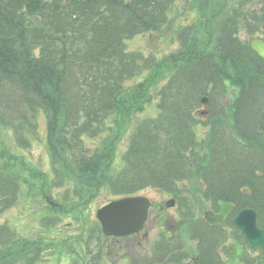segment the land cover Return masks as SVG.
Listing matches in <instances>:
<instances>
[{"label": "trees", "instance_id": "obj_1", "mask_svg": "<svg viewBox=\"0 0 264 264\" xmlns=\"http://www.w3.org/2000/svg\"><path fill=\"white\" fill-rule=\"evenodd\" d=\"M176 1L0 0V127L27 147L43 114L53 186L65 194L72 180L114 198L148 188L178 196L180 185L197 179L212 205L251 206L264 219V61L237 37V17L225 19L214 47L191 23L176 28L177 46L165 56L127 48L134 36L160 30ZM168 65L174 73L154 86ZM226 82L238 88L232 130L223 121ZM203 96L209 111L199 116ZM154 97L157 114L135 122L115 162L110 118L119 114L123 123ZM18 191V181L0 171V251H23L16 260L34 264L40 246L1 221ZM218 243L214 234L203 237L199 264H222ZM257 257L244 264L264 252Z\"/></svg>", "mask_w": 264, "mask_h": 264}, {"label": "rangeland", "instance_id": "obj_2", "mask_svg": "<svg viewBox=\"0 0 264 264\" xmlns=\"http://www.w3.org/2000/svg\"><path fill=\"white\" fill-rule=\"evenodd\" d=\"M233 15L240 22L238 37L241 40L247 42L256 36L264 38V0H177L168 22L160 30L134 36L127 40V48L165 56L177 46L174 40L176 28L191 23L195 24L200 41L214 47L223 22ZM244 18L247 22L242 26ZM249 29L257 31L251 34ZM174 71L172 65L160 69L154 75L153 85H162ZM237 93V87L225 83L221 97L226 114L223 121L231 130L232 107ZM156 100L154 97L142 111L130 115L123 123L119 114L110 118V122H114L108 140L112 142L115 138V162L119 161L120 154L127 146L135 122L157 114ZM206 108L199 109V116ZM38 122V134L30 136L27 147H20L14 141L9 128L0 127V171L14 177L19 185L15 204L4 211L1 221L14 228L21 238L35 241L40 246L37 249L42 254L34 264L196 263L192 262L193 258L199 256V240L196 237L208 238L212 235L210 230L197 227L204 211L214 208L211 201L201 196V191L198 192L202 189L199 180L180 185L181 198L153 188L144 190L140 194L154 203L144 230L132 236L106 238L98 231L95 212L114 196L105 189L74 185L72 180L68 182L71 187L68 194H65V188L54 187L43 114H39ZM208 130L209 125L202 131ZM67 173L69 177L73 175L69 170ZM169 199H175V203L167 207L164 203ZM45 216L50 220H41ZM41 221H47L45 227H42ZM223 234L225 238L220 237L218 244L221 254L226 256L230 253L229 243L234 232L228 229ZM99 252L101 261L97 259ZM18 253L22 255L24 252L17 249L0 251V261L4 258L10 264H27L25 260H16Z\"/></svg>", "mask_w": 264, "mask_h": 264}, {"label": "water", "instance_id": "obj_3", "mask_svg": "<svg viewBox=\"0 0 264 264\" xmlns=\"http://www.w3.org/2000/svg\"><path fill=\"white\" fill-rule=\"evenodd\" d=\"M250 47L257 55L264 59V41L254 38ZM205 98L202 99L205 102ZM149 201L144 196H126L110 201L98 208L96 217L101 224L103 234L107 236H125L138 232L144 226L147 218ZM220 211L213 213L207 211L205 219L211 224H224V219L233 208L232 203L219 202ZM237 230L243 234L245 241L250 246V251L257 247L264 248V229L257 226V213L252 208H243L233 218ZM233 251L224 264H241L242 247L238 241L233 240ZM259 264H264L261 261Z\"/></svg>", "mask_w": 264, "mask_h": 264}, {"label": "flooded vegetation", "instance_id": "obj_4", "mask_svg": "<svg viewBox=\"0 0 264 264\" xmlns=\"http://www.w3.org/2000/svg\"><path fill=\"white\" fill-rule=\"evenodd\" d=\"M257 173H259V174H262L261 172H257ZM246 193L248 194L249 193V189L246 191ZM174 203H175V199H170V200H167L164 204L167 206V207H169V206H173L174 205ZM153 202L151 201V204H150V207H149V214H148V219H147V221H146V224H147V222L149 221V218H150V212H151V209H152V207H153ZM155 208V207H154ZM214 212H218V209L217 210H215ZM205 213H206V211H204V213L202 214V218H201V220H203L205 217ZM258 218H259V226L261 227V228H263L264 229V219L263 218H261L260 217V215L258 216ZM229 219V218H228ZM228 219H226L225 220V222L227 223V224H229L230 222L228 221ZM225 225V224H224ZM225 228H228L227 227V225H225L224 226ZM144 229V228H143ZM228 230V229H227ZM201 239L202 238H198L197 239V237H196V240H199V243H200V241H201ZM257 250H255V252L253 253V254H251L250 253V251H249V247H248V245L246 244V243H244V245H243V254H242V257L245 259V262H249V263H253L254 262V259L255 258H257L258 259V257L256 256V255H258L257 254V252H256ZM262 252H264V250H263V248H262V250H261ZM182 258H180V260H181ZM244 259H243V261H242V264H244ZM261 260H264V258L263 259H261ZM260 260V261H261ZM192 262H196L195 264H199V260L197 259V258H193L192 259ZM258 262H259V260H258ZM257 262V263H258ZM184 264H188V263H185L184 262Z\"/></svg>", "mask_w": 264, "mask_h": 264}]
</instances>
